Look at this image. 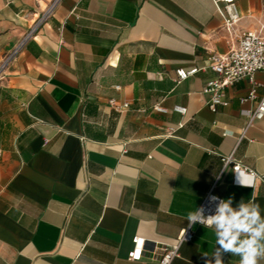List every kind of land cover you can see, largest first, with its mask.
I'll return each instance as SVG.
<instances>
[{
    "label": "crops",
    "instance_id": "crops-1",
    "mask_svg": "<svg viewBox=\"0 0 264 264\" xmlns=\"http://www.w3.org/2000/svg\"><path fill=\"white\" fill-rule=\"evenodd\" d=\"M52 1L0 0V264H155L209 191L256 210L258 228L264 119L239 141L256 105L241 101L248 81L214 112L203 93L209 57L238 43L213 1L61 0L42 20ZM235 2L236 34L264 28V0ZM179 68L198 72L178 82ZM237 164L259 178L239 185ZM219 231L194 225L172 264H215L218 251L239 264ZM135 237L140 261L128 259Z\"/></svg>",
    "mask_w": 264,
    "mask_h": 264
},
{
    "label": "built area",
    "instance_id": "built-area-1",
    "mask_svg": "<svg viewBox=\"0 0 264 264\" xmlns=\"http://www.w3.org/2000/svg\"><path fill=\"white\" fill-rule=\"evenodd\" d=\"M61 0H53L47 8L42 20L48 18L58 3ZM218 15L222 20V28L230 35L237 38V47L229 51L224 55L212 54L208 59V69L212 71L216 78L208 81L203 89V93L208 97V106L211 111H215L218 106L226 107L228 105L224 98V91L234 83L246 79L250 85V90L242 102H255V108L252 111L244 112L247 118V125L242 133L239 135L238 140L241 141L246 137L248 129L253 125L255 121H261L264 119V93L261 97H257V90L264 86L255 80L257 73H264V28L260 27L259 30H249L244 33L236 34V26L241 20L236 7L235 0H212ZM6 60L1 66L2 70L7 63ZM198 72L197 68L185 70L179 68L175 71V75L178 82L184 81L189 77L195 75ZM110 105L116 107L114 101H110ZM122 108H127V105H123ZM119 110V107H116ZM153 110L159 113H165L166 110L160 105L154 106ZM173 111L180 115L186 114V109L183 107H174ZM167 137L173 136V131H168ZM226 136V134H224ZM231 157L223 159L224 167H227L231 161ZM237 169L244 171L249 178L253 181L256 175L252 171L243 169L240 165L232 167L233 172ZM215 197L216 199H212ZM222 201L221 198L215 196L212 191H209L204 197L200 207L203 209V215L205 217L209 215H215L217 213L218 206ZM195 225H201L196 223ZM192 227L189 225L180 231L175 243L170 246L159 247V259L155 264H172V262L179 257L180 248L185 242L192 240ZM133 248L128 253V259L131 261H140L142 259L144 240L135 237L132 240ZM148 264V263H145Z\"/></svg>",
    "mask_w": 264,
    "mask_h": 264
},
{
    "label": "clouds",
    "instance_id": "clouds-1",
    "mask_svg": "<svg viewBox=\"0 0 264 264\" xmlns=\"http://www.w3.org/2000/svg\"><path fill=\"white\" fill-rule=\"evenodd\" d=\"M236 182L242 186H250L251 180L247 178V174L241 169H237ZM212 199H216L213 197ZM232 203L231 199L222 200L218 206L217 213L215 215H209L205 217L203 215V209H197L194 212L187 214V221L189 227L194 226L196 223L201 224L203 227L215 226L217 229H223L217 233L219 239L216 243L222 246L223 250L230 251L233 255L241 254L242 258L239 264H258V260L264 258V222H260L258 228H254L253 225L258 222V212L253 210L249 212L248 207L241 204V210L235 212L230 207ZM240 232L252 233L251 237L244 239L239 246L236 241ZM217 255L215 264H223L219 258V251L214 253ZM207 256L208 253H204ZM210 264V262H206Z\"/></svg>",
    "mask_w": 264,
    "mask_h": 264
}]
</instances>
